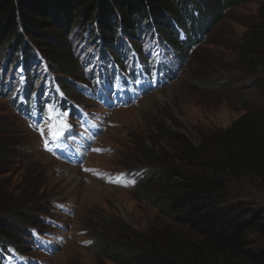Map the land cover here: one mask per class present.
<instances>
[{
	"label": "rangeland",
	"instance_id": "rangeland-1",
	"mask_svg": "<svg viewBox=\"0 0 264 264\" xmlns=\"http://www.w3.org/2000/svg\"><path fill=\"white\" fill-rule=\"evenodd\" d=\"M205 10L213 18L205 20L200 41L186 52L178 50L181 59L175 48L162 42V35L160 44L145 33L125 36L136 52L122 40V50L115 47L111 54L116 59L123 53L120 67L125 81L135 76L134 84L125 85V94L119 82L97 90L88 87L84 78L83 95L73 94L69 82L78 80L74 74L82 70L80 65L99 60L93 47L103 44L87 25L74 27L65 43L53 37L56 30H48L42 41L45 57L41 59L33 51L35 43L26 38L23 52L18 49L14 54L16 43L0 42V220L22 228L32 215V207L47 210L37 215L43 218L40 225H28L32 240L9 233L17 238L20 258L12 256L13 249L7 245L8 252L0 254V264H26L24 258L29 264H128V255L115 262L106 259L123 252L120 237L127 236L126 230L115 229L114 224L159 240L172 234L182 241L193 239L165 218L154 203L155 197L166 194L157 179L160 168L179 164L174 155L180 142L198 148L203 134L209 141L246 109L264 108V68L257 66L264 49L244 43L249 31L264 26V0H245L226 10L214 8L215 13ZM200 18L193 16L195 22ZM169 41L173 44L175 38ZM90 48L92 54L87 52ZM28 50L31 54L22 60ZM54 51L64 56L56 60ZM245 54L253 57L248 59ZM153 69L172 74L161 89L154 87L151 78L138 75ZM57 82L84 117L79 120L61 112L73 130L71 137L65 133L66 141L54 150L73 151V157L87 161L84 168L48 155L35 135L37 129H44L48 135L42 140L50 138L48 114L38 124L32 111L49 92L61 100L63 91ZM52 86L59 89L49 91ZM49 100L50 96L37 110ZM87 124L91 128H85ZM89 135L95 138L87 148L83 140ZM148 178L149 182H144ZM227 196L228 204L264 219V189L258 183H234ZM96 237L107 240L113 248L97 256L99 245L92 243ZM254 250L264 251V245Z\"/></svg>",
	"mask_w": 264,
	"mask_h": 264
},
{
	"label": "trees",
	"instance_id": "trees-1",
	"mask_svg": "<svg viewBox=\"0 0 264 264\" xmlns=\"http://www.w3.org/2000/svg\"><path fill=\"white\" fill-rule=\"evenodd\" d=\"M243 1L0 0V42L16 43L14 54L18 49L23 52L26 38L35 43L33 51L45 57L42 41L48 30H56L53 37L65 43L74 27L87 25L106 48L114 46L120 35L133 38L135 32H140L159 41L162 35L168 44L173 36L175 41L170 45L186 52L201 40L204 24L213 18L206 8L212 12L214 8L226 10ZM193 16H201L202 21L195 22ZM244 43L264 49V26L249 31ZM30 50L21 56L22 60L31 54ZM52 54L56 60L64 56L61 51ZM252 57L247 55L248 59ZM258 59L257 66L264 68V55ZM76 72L74 75L80 80L81 72ZM206 139L203 134L198 148L179 143L174 155L179 164L161 167L157 176L166 194L154 198L159 212L193 239L182 241L172 234L169 239L159 240L114 224L115 229L126 230L127 236L120 237L124 241L120 243L123 252L107 256V260L115 262L128 255V264H264V251L254 250L264 245V219L226 200L234 183L252 181L264 189V108L246 109L230 127L209 141ZM46 212L39 206L32 207V215L22 228L0 220V252L7 245L18 250L17 238L9 233H20L29 240L28 225H40L43 218L37 215ZM93 242L99 245L97 256H102L104 249L113 248L105 239L96 237Z\"/></svg>",
	"mask_w": 264,
	"mask_h": 264
},
{
	"label": "snow or ice",
	"instance_id": "snow-or-ice-1",
	"mask_svg": "<svg viewBox=\"0 0 264 264\" xmlns=\"http://www.w3.org/2000/svg\"><path fill=\"white\" fill-rule=\"evenodd\" d=\"M48 122H49V135H50V139L55 140V141H61V140H65L66 141V137H65V133L68 134V137H71V125L68 123L67 121V117L65 116L64 113L61 112H57L56 109L54 107L49 108L48 110ZM41 136L43 137L45 132L44 129H37ZM45 150L47 151H53V149H51L48 146V142L45 141ZM93 151H101L100 149H93ZM85 171H91L90 169H85ZM99 175V173H94ZM110 183H119V181H109ZM127 186V185H124Z\"/></svg>",
	"mask_w": 264,
	"mask_h": 264
}]
</instances>
